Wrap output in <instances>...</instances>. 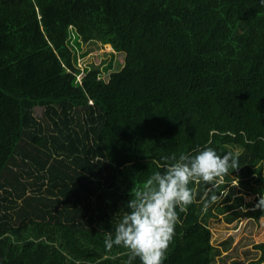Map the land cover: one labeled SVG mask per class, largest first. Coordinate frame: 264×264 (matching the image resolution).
<instances>
[{
    "label": "trees",
    "instance_id": "1",
    "mask_svg": "<svg viewBox=\"0 0 264 264\" xmlns=\"http://www.w3.org/2000/svg\"><path fill=\"white\" fill-rule=\"evenodd\" d=\"M90 42L122 63L80 68ZM209 141L254 180L239 182L255 205L226 219L264 221L259 0H0V264H127L104 245L127 201L162 158ZM217 179L189 184L163 264L220 253L197 203ZM253 248L249 264L264 262V241Z\"/></svg>",
    "mask_w": 264,
    "mask_h": 264
},
{
    "label": "clouds",
    "instance_id": "2",
    "mask_svg": "<svg viewBox=\"0 0 264 264\" xmlns=\"http://www.w3.org/2000/svg\"><path fill=\"white\" fill-rule=\"evenodd\" d=\"M259 2L264 5V0ZM210 144L211 141L194 154L162 158V170L151 173L135 190L134 198L127 201L129 211L116 226L114 235L106 236L107 250L122 246L128 253L127 264H133L137 258L140 264H163L179 220L177 209L187 212L194 200L189 184L193 180L214 184L218 177L230 174L229 169L240 166L239 153L221 154ZM216 198L213 195L211 200ZM258 207L264 209L260 201Z\"/></svg>",
    "mask_w": 264,
    "mask_h": 264
},
{
    "label": "rangeland",
    "instance_id": "3",
    "mask_svg": "<svg viewBox=\"0 0 264 264\" xmlns=\"http://www.w3.org/2000/svg\"><path fill=\"white\" fill-rule=\"evenodd\" d=\"M82 48L85 54L77 59L80 68L90 64L101 65L108 59H113L116 66L122 63L124 57V52H114L110 45H101L98 42L83 44ZM111 53H113L112 56ZM103 75L106 76L107 73ZM35 112L39 113L38 107ZM240 180L254 183L253 177H237L234 173H230L228 176L219 177L215 187L214 185L206 187L207 190L203 191L197 201L198 207H201L200 219L210 227L211 242L220 250L212 264H249L259 254L253 245L264 241V221L262 219L258 223L242 216L230 221L226 219L232 210L243 212L255 205V193L242 187ZM201 189V186H197L195 194H198ZM224 193L227 195L223 196ZM213 195L217 197L215 201L211 200Z\"/></svg>",
    "mask_w": 264,
    "mask_h": 264
},
{
    "label": "bare ground",
    "instance_id": "4",
    "mask_svg": "<svg viewBox=\"0 0 264 264\" xmlns=\"http://www.w3.org/2000/svg\"><path fill=\"white\" fill-rule=\"evenodd\" d=\"M107 45H109V44H107Z\"/></svg>",
    "mask_w": 264,
    "mask_h": 264
}]
</instances>
